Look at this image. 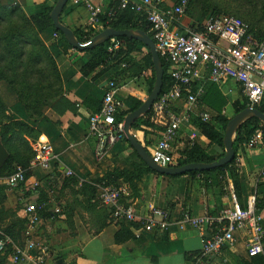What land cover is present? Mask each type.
Masks as SVG:
<instances>
[{
    "label": "crops",
    "instance_id": "crops-1",
    "mask_svg": "<svg viewBox=\"0 0 264 264\" xmlns=\"http://www.w3.org/2000/svg\"><path fill=\"white\" fill-rule=\"evenodd\" d=\"M9 1L28 17L43 12L45 6H52L55 2V0ZM89 1L106 9L112 0ZM68 6L62 15L65 24L73 30L95 29L87 25L90 12L84 3L72 4L70 0ZM55 33L57 32L51 28L42 38L51 42V50L56 55L55 59L64 83L63 96L70 105L46 112L47 119H41L33 127L39 135L45 136L51 142L62 166L75 172L74 177L78 183L65 186L66 178L62 176L54 183H50L48 172L33 168L28 181L31 192L26 193V196L33 202L44 200L45 206H49L47 211L52 215L56 207H62L63 213L53 217L42 215L41 222L24 228L21 239L16 237L15 242L23 248H27L30 241L47 245L50 252L45 264H192L200 256L204 241L212 234L209 227L179 229L173 224L168 231L143 230L137 237L134 230L141 229V223L113 221L110 209L100 203L99 190L95 185L97 183L93 185L96 188L95 193L90 188H83L84 184L95 179H103L109 173L132 172L136 164L142 163L137 152L125 140H120L110 147L100 160L96 159V139L88 134V120L94 110L92 104L103 99L111 81L117 84L116 97L124 102L122 111L126 112L133 106L131 98L142 101L145 99L150 84L149 78L132 76L112 65L107 68L102 65L100 68H104L103 72L97 70L86 75L84 65L92 56L69 47L61 34L55 36ZM229 89H232L231 94L228 93ZM207 93V98L215 94L226 99L224 113L227 115L229 106L234 111L233 103L245 100L234 80L211 84ZM88 97L93 99L89 104L86 102ZM207 98L203 100L204 107L214 112ZM135 134L151 152L154 140L149 130L137 129ZM192 134L196 135L194 145L189 143ZM196 145L212 154L213 150L220 151V148L211 143L196 125L179 130L173 151L177 156H182V161ZM32 161L33 159L28 167ZM235 167L238 171L239 187H236L230 170L223 173L177 176L145 171L142 177L134 182L136 187L134 189L131 187V193L126 197L125 203L132 205L138 216H145L150 204L167 208L171 220L177 221L184 211H189L194 216L204 214L217 216L221 208L230 203L224 189L225 185H234L244 198L251 193H257L260 199H264V177H261L264 170L263 148L250 151L245 147L244 155L239 152L235 166H231ZM0 186L3 187L0 188L1 212L5 209L12 215L19 213L26 221L25 203L19 200L21 194L8 189L4 184ZM262 210L264 214V207ZM236 236V244L225 247L219 254L204 258V264H241L243 260H250L246 253L244 238L240 232H237ZM17 264L37 263L33 259H23Z\"/></svg>",
    "mask_w": 264,
    "mask_h": 264
},
{
    "label": "built area",
    "instance_id": "built-area-1",
    "mask_svg": "<svg viewBox=\"0 0 264 264\" xmlns=\"http://www.w3.org/2000/svg\"><path fill=\"white\" fill-rule=\"evenodd\" d=\"M112 1L121 9L130 8L140 14L149 28L161 59L168 64L170 85L162 90L145 116L146 123L142 125V130H149L154 140L150 153L154 162L161 166L181 164L182 156L174 153L173 144L179 130L191 127L195 121L208 123L212 120L214 112L203 104L211 84L234 80L241 89L247 107L259 110L262 108L264 113V40L251 32L248 22L234 14L224 13L191 18L188 15L190 0H179L173 7L167 5L165 0ZM71 2L85 4L90 12L87 25L97 31L104 29L101 22L103 15L107 14L111 21L117 13L109 9L108 5L103 9L101 5H93L89 0ZM120 46V41L112 38L108 50L115 56ZM108 86L101 100L100 110L91 113L88 120V134L96 139L95 157L98 160L110 147L126 139L124 122L117 117L123 112L125 104L116 97V82L111 81ZM231 92L232 89H229L228 93ZM27 140L34 152L31 166L25 168L16 165L13 173L0 177V184L21 194L19 200L25 203L27 219L31 225H36L43 219L41 212L46 206L45 203L33 202L26 196L27 172L40 168L48 172L50 183H54L59 176L74 177L75 172L62 166L53 145L45 136L27 137ZM189 141L194 145L196 135L192 134ZM244 144L250 151L264 148V123L254 130ZM261 177H264V170ZM106 181L104 179L95 184L99 190L100 203L110 209L115 222L141 223L142 228L134 230L137 237L143 230L168 231L173 224L179 229L209 227L212 234L204 241L200 256L192 264H204V258L219 254L225 247L236 244L237 232L244 238L248 257L264 255V214L257 193L244 198L234 185H225L230 203L224 205L217 216H194L189 211H184L179 220L172 221L167 208L153 204L149 205L145 216H138L133 206L125 203L126 197L131 193L130 184L120 181L114 185L107 184ZM62 213V207L53 210V216ZM49 252L47 245L35 241H30L28 247L23 248L10 235L0 230V255L7 256L15 264L23 259H33L37 264H45Z\"/></svg>",
    "mask_w": 264,
    "mask_h": 264
},
{
    "label": "trees",
    "instance_id": "trees-1",
    "mask_svg": "<svg viewBox=\"0 0 264 264\" xmlns=\"http://www.w3.org/2000/svg\"><path fill=\"white\" fill-rule=\"evenodd\" d=\"M247 1H249L250 3L253 2V0ZM69 3L70 0L68 1V4ZM54 4L52 6H45L43 12L28 17L21 11L18 6L13 5L9 0H0V80H4L7 83L9 90L17 96V103L19 102L22 105L24 111L26 112V120L28 119L29 121H21L7 115L5 105L0 98V125H4L3 130H5L0 133V141L9 153L8 158L0 166V177H5L13 173L16 165H22L23 167L28 168L30 161L34 157V152L32 151L26 137L36 138L39 136L33 125L39 122L41 120L40 118L43 117V112L40 111V109L46 102V99L43 101H34L30 96L26 95V89L32 88V85L29 84L31 80V73L33 72L31 63H42V58H46L49 62V66H46V69L51 72L50 74L52 75V77H54L56 82L55 83L49 80L48 84L45 86L46 92L49 94L53 91H57L55 95H62L65 92L64 83L55 59V54L52 52L51 48L46 46L42 38V36L46 35L47 31L52 28L57 33L61 34L63 41H65V43L69 47H72L66 41L63 34L60 31H57L53 25L50 17V12ZM108 7L109 9L115 10V12L117 13L114 19L111 21H109V16L107 14L101 17V22L104 25V28L111 26L116 29H143L152 37L148 26L143 22L142 17L136 11L130 8L121 9L119 5H117V3L114 1H110L108 3ZM236 16L242 18L250 24L247 19L239 15ZM61 20L64 22L62 17ZM250 26L251 32L257 38L261 39L257 32L254 31L251 24ZM74 31L79 40L84 43L92 39L101 30L96 31L95 29L85 28L83 30L76 29ZM116 39L120 41L121 46L115 56H113L108 50L111 39L92 49H87L84 51L92 56L84 65L85 74L88 75L92 72H95L96 69H98L100 66L105 65L109 62H113L114 66H116L117 64L122 62L123 59L129 57L131 49H133L135 46L140 45L148 51L147 55L152 68V75L150 77L151 80H149L151 86L153 87L155 82V71L153 68L152 57L149 48H147L141 42L126 36H120ZM35 48L42 49L43 56L40 57L34 54L33 50H35ZM162 61L165 70L163 86L164 91L170 85V78L167 73L168 64H166L164 60ZM103 71L104 70H102L101 72ZM38 80L45 81L47 79L39 77ZM36 89L38 88L36 87ZM207 96H205L204 101L206 100ZM131 99L133 102L132 108H130V110L126 112L119 113L117 116L119 120H123L129 112L138 108L143 103L142 100H138L135 98ZM92 100V97H88L86 99V102L89 104L90 102H92ZM207 102L213 107L216 115H214L212 120L208 123L195 121L194 125H196L200 130L203 131V133L210 139L211 143L217 145L220 149H222L223 153L215 156L212 153L205 151L201 146L196 145L190 149V151L186 155V158L181 161V164L191 162L209 163L224 155L223 137L227 123L230 120V118L224 117L221 114L224 106L226 105V99L223 98V96L218 97L214 94L211 97L207 98ZM92 105L94 108L92 113L97 112L100 110L101 101H99L98 103L96 102ZM233 108L234 114L244 110L245 108H247L246 100L234 102ZM261 110L263 109L260 108V111ZM145 123L146 117H141L136 121L133 127L136 129H142V125ZM261 124L262 122H260L258 118H251L242 125L234 143L236 156L240 145L245 143L250 135L254 132V130ZM8 135L9 137H11L9 138ZM125 141H127V139H125ZM18 144L20 146H18ZM235 162L236 158L231 163L210 171H191L185 174L195 175L199 173H223L226 170H230L233 175L236 187H239L237 179L238 173L236 175L237 170L231 168V166L234 165ZM145 171L156 172L148 167V165L142 160L141 164L135 165L132 172L125 171L109 173L103 179H95L88 184H84L83 188H90L92 192L95 193L96 188L93 186L94 183L102 182L104 179H106L107 184L116 185L119 183V180L122 179L123 181L128 182L131 185L132 189H134V187H136L134 182L136 180H139ZM26 175V193H30V183H28V179L32 176V172L28 171ZM77 183L78 180L75 177H69L64 180L65 186H70L73 184L75 185ZM44 202V200L39 201L40 204ZM260 206L261 208L264 207L263 205ZM48 207L42 210L41 214L45 217H52L53 215L47 211ZM7 234L10 235L14 239V241H16L15 237L9 231L7 232ZM241 264H264V255L250 257V260H243Z\"/></svg>",
    "mask_w": 264,
    "mask_h": 264
},
{
    "label": "rangeland",
    "instance_id": "rangeland-1",
    "mask_svg": "<svg viewBox=\"0 0 264 264\" xmlns=\"http://www.w3.org/2000/svg\"><path fill=\"white\" fill-rule=\"evenodd\" d=\"M178 1L179 0H165L166 4L169 5L170 7H173V5H175ZM68 7L69 6H67V8ZM222 13L236 14L247 19L252 25L254 31L257 32L260 38L264 40V0H253L252 3H250L247 0H190V9L188 15L191 18H201V16H207L210 14H222ZM44 43L46 44L47 47L49 48L52 47L50 41L47 40L44 41ZM110 45L111 42L109 44V47ZM33 51L34 54H36L37 56L40 57L43 56L42 49L35 48V50ZM147 53L148 51L142 46L140 45L135 46L133 49H131L129 57L123 59V61L117 64L116 67H118L119 70L121 71H126L130 73L132 76L139 78L145 77L146 79L148 77L150 79L152 75V68ZM31 65L33 72L31 73V80L29 84L32 85V88L26 89V95L30 96L31 99L34 101H38V100L43 101L46 99V102L44 103L40 111L43 112V117L47 119L46 112H49L54 109H61L62 107L67 106L68 100L65 99L63 94L55 95L57 91H53L49 94L46 92L45 86L48 84V81L50 80L55 82L54 77H52V75L50 74L51 72H49L46 69V66H49V62L47 61L46 58H42V63H37V64L31 63ZM111 65L114 66L113 62H109L103 66L104 68L105 67L107 68L108 66ZM102 67L101 68L99 67L98 69H96V71L103 70L104 68ZM39 77L46 78L47 80L39 81L38 80ZM36 87L38 89H36ZM151 88L153 87L151 86V84H149L145 98H147V96L150 94ZM229 97L232 98L231 96ZM0 98L5 105L7 115L21 121L26 120V112L24 111L22 105L19 102L17 103V96L9 90L8 85L4 80H0ZM69 105L70 104H68V106ZM225 109H226V105L224 106L221 112L222 116L231 118L234 115V111H232V107L231 106L228 107L227 113L229 116L226 113H224ZM214 115H216V113H214ZM3 127L4 125L3 126L0 125V133L5 131L3 130ZM136 130L137 129L133 127L132 131L134 134L136 133ZM18 146L20 145L18 144ZM240 148L241 150L239 149V152H241L244 155V150H245L244 143ZM212 152L213 155L215 156L223 153L222 149H220V151L213 150ZM239 152L237 153V155H239ZM3 162L4 161L1 159L0 163ZM233 166H235V164ZM234 169L237 170V167H235ZM237 173L238 171L236 172V175ZM231 177L233 178L232 173H231ZM254 177L256 178L257 175L255 174ZM0 188L3 187L0 186ZM261 201L264 205V199H261ZM1 209L2 207L0 208V230L4 233H7L9 231L13 236H15V238L17 237V239L18 238L21 239L22 230H24V228L31 227V224L29 223V221H27L28 219L25 221L22 215H19V213L12 215L10 213H7L5 209H3V211L1 212ZM18 211H20L22 214L21 209L18 208ZM17 222H19V224H16ZM0 264H15V263H13L7 256H3V257L0 256Z\"/></svg>",
    "mask_w": 264,
    "mask_h": 264
},
{
    "label": "water",
    "instance_id": "water-1",
    "mask_svg": "<svg viewBox=\"0 0 264 264\" xmlns=\"http://www.w3.org/2000/svg\"><path fill=\"white\" fill-rule=\"evenodd\" d=\"M69 0H56L51 12L50 17L53 25L57 31H60L66 41L73 48L81 51L92 49L104 42L117 38L120 36H126L135 39L144 44L151 53L153 68L155 71V82L150 94L143 100V103L133 111L129 112L123 119L124 132L127 141L131 144L133 149L137 152L139 157L150 167L152 170L159 174L168 176L182 175L191 171H210L218 167H222L231 163L236 158V151L234 143L237 138L238 132L242 125L251 118H258L260 122L264 123V113L257 108L247 107L244 110L234 114L227 123L224 137V155L220 158L206 163V162H191L186 164H180L178 166H161L153 161V158L146 148V146L139 140V138L133 133L132 129L134 124L141 117H145L151 110L154 102L158 99L164 86V65L163 61L158 53L156 44L153 38L143 29H116L114 27H106L98 32L88 42H81L77 37L75 31L65 24L61 17L68 4ZM9 156V153L5 146L0 141V160L5 161ZM2 163H0V166Z\"/></svg>",
    "mask_w": 264,
    "mask_h": 264
}]
</instances>
